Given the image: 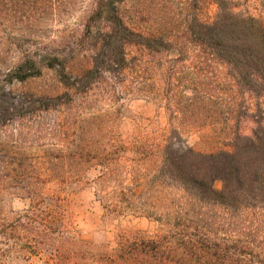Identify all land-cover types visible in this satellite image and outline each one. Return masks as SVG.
Here are the masks:
<instances>
[{"label":"trees","instance_id":"trees-1","mask_svg":"<svg viewBox=\"0 0 264 264\" xmlns=\"http://www.w3.org/2000/svg\"><path fill=\"white\" fill-rule=\"evenodd\" d=\"M91 1L81 34L71 41L63 36L41 47L29 38H0V45L32 46L16 54V64L1 78L22 83L40 77L41 69L52 71L64 88L59 109L83 106L98 85L108 94L118 88L124 95L160 96L169 121L205 140L231 121L248 120L253 128L249 136L237 134L230 151L202 153L168 139L152 152L135 140L130 146L135 157H84L68 148L59 157H44V180L63 188L79 181L82 171L98 167L97 197L105 211L154 221L157 233L122 234L115 248L101 253L74 248L61 196L26 187L20 190L27 209L10 223L0 222L5 247L0 252L30 258L41 253V242L45 248L50 242L46 264H264V19L234 14L223 0H189L194 11L186 19L163 17L158 26L142 27L139 17L125 13L128 0ZM75 2L0 0V30H39L41 21L62 19ZM209 3L217 7L211 22L197 15V5ZM156 70L163 72V88L151 78ZM9 93L0 91V125L14 111L6 102ZM67 146L77 148L73 140ZM18 164L21 169L22 161ZM160 184L182 192L176 211L158 215L152 194ZM211 208L222 213L209 219L204 212ZM56 234L59 239H53Z\"/></svg>","mask_w":264,"mask_h":264},{"label":"rangeland","instance_id":"rangeland-1","mask_svg":"<svg viewBox=\"0 0 264 264\" xmlns=\"http://www.w3.org/2000/svg\"><path fill=\"white\" fill-rule=\"evenodd\" d=\"M223 1L224 8L234 14L264 19L262 0ZM91 2L76 0L73 8L66 12L62 19L47 17L41 21V29L36 31L21 33L8 30L4 33L0 30V38L4 42L12 37L29 38L41 43V47L50 41H58L59 37L63 36L69 38L66 41H71V38L81 34L84 17L90 11ZM123 9L130 19L139 17L138 21H142V27H149L151 23L158 26L163 17L176 19L180 16L184 20L194 11L189 5V0H128ZM197 10V15H200L202 20L211 22L217 7L213 3L199 4ZM28 44L23 43L17 48L6 43L0 45V91H10L6 102L14 109L10 121L0 125L2 224L10 223L17 214L27 209L28 201L21 196L20 189L30 187L41 192L43 196L58 195L64 200L69 232L75 237L72 242L74 248H81L82 245V248L91 253H101L115 248L122 234L140 233V236L152 237L158 230L156 222L130 215L115 217L105 211L97 197L98 167H89L82 171L79 181L63 188L53 179L44 180L48 174L44 157H59L66 148L69 151H78L84 157H135L130 150L135 140L140 141L144 149L152 152L166 146L169 140L178 145L186 144L202 153L230 151L234 137L237 134L249 136L253 128L248 120L239 124L231 121L222 133L211 134L208 140H205L199 132L169 121L166 104L160 96L144 97L138 93L124 95L118 88L108 94L102 92L99 85L87 94L83 106L78 107L76 103L73 110L59 109L58 98L64 88L52 71L41 69L40 77L22 83H10L1 78L7 68L16 64V54L19 51L27 47L32 48L31 42ZM191 52H188L189 56L192 55ZM159 73L160 76L163 75L162 71L156 70V76L151 78H157L156 84L163 88ZM81 118H84V121ZM72 140L77 144V148L67 146ZM20 160L23 166L21 169L17 166ZM127 162L128 158L122 160L121 164L125 165ZM36 178L41 184L36 183ZM215 186L217 189L221 187L219 182ZM182 197V192L177 188L160 184L152 194V201L159 207L158 215H164L176 211ZM219 212L222 213L219 208H211V211H205L204 215L214 219V215L220 216ZM54 237L53 239H59L57 234ZM44 244L45 242H41V253L30 258L0 252V264H46L52 246L48 242V247L45 248ZM51 244L56 246L54 240ZM1 249H5L3 243H0Z\"/></svg>","mask_w":264,"mask_h":264}]
</instances>
